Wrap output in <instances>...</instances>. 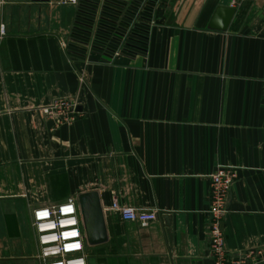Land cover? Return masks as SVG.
<instances>
[{
  "label": "crops",
  "instance_id": "0c3cea01",
  "mask_svg": "<svg viewBox=\"0 0 264 264\" xmlns=\"http://www.w3.org/2000/svg\"><path fill=\"white\" fill-rule=\"evenodd\" d=\"M218 5L236 7L224 31L209 27ZM263 5L158 0L144 50L113 58L76 46L75 5L4 0L0 264L39 261L34 208L93 189L109 239L91 261L217 264L209 208L218 164L238 168L226 247L264 264ZM62 97L73 119L48 113ZM115 202L158 217L127 221Z\"/></svg>",
  "mask_w": 264,
  "mask_h": 264
},
{
  "label": "built area",
  "instance_id": "2783aa9c",
  "mask_svg": "<svg viewBox=\"0 0 264 264\" xmlns=\"http://www.w3.org/2000/svg\"><path fill=\"white\" fill-rule=\"evenodd\" d=\"M157 1L60 0V3L77 7L74 26L78 44L76 46L84 54L97 51L114 58L144 50L151 28L156 24ZM237 1L232 0V4ZM3 3L4 0H0V4ZM262 15L264 18V5ZM5 34L6 25L1 23L0 35ZM71 106V100L62 97L48 107V113L60 112L64 118L70 120L74 118V112L69 111ZM237 178L238 168L224 164L216 165L210 174L209 236L211 253L217 264H252V253H230L221 225L228 212L229 194ZM111 208L118 209L127 221L146 223L158 217L155 209L136 208L117 202L113 203ZM32 224L37 234V258L40 264H104L90 260L92 255L87 250L90 245L76 196L58 204L34 208Z\"/></svg>",
  "mask_w": 264,
  "mask_h": 264
},
{
  "label": "water",
  "instance_id": "95a60500",
  "mask_svg": "<svg viewBox=\"0 0 264 264\" xmlns=\"http://www.w3.org/2000/svg\"><path fill=\"white\" fill-rule=\"evenodd\" d=\"M236 12L232 5H218L211 17L209 27L216 30H227ZM81 217L89 245H100L109 239L104 208L97 190H87L77 196ZM223 227V222H222Z\"/></svg>",
  "mask_w": 264,
  "mask_h": 264
},
{
  "label": "rangeland",
  "instance_id": "374dc122",
  "mask_svg": "<svg viewBox=\"0 0 264 264\" xmlns=\"http://www.w3.org/2000/svg\"><path fill=\"white\" fill-rule=\"evenodd\" d=\"M87 250H88V252L92 255V256H96V254L98 253V252H100V246L99 245H90V246H88L87 247ZM35 259V258H34ZM94 260V257L92 258H90V260ZM26 264H39V261H37V260H30V261H28V262H25Z\"/></svg>",
  "mask_w": 264,
  "mask_h": 264
},
{
  "label": "snow or ice",
  "instance_id": "6c2138e0",
  "mask_svg": "<svg viewBox=\"0 0 264 264\" xmlns=\"http://www.w3.org/2000/svg\"><path fill=\"white\" fill-rule=\"evenodd\" d=\"M45 215H46V213H45ZM78 246V245H77Z\"/></svg>",
  "mask_w": 264,
  "mask_h": 264
}]
</instances>
